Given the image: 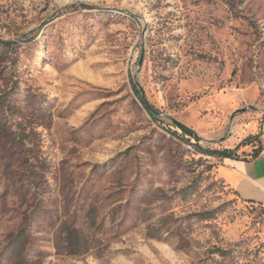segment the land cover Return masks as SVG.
I'll return each mask as SVG.
<instances>
[{
	"label": "rangeland",
	"instance_id": "rangeland-1",
	"mask_svg": "<svg viewBox=\"0 0 264 264\" xmlns=\"http://www.w3.org/2000/svg\"><path fill=\"white\" fill-rule=\"evenodd\" d=\"M257 135L264 0H0V264H264Z\"/></svg>",
	"mask_w": 264,
	"mask_h": 264
},
{
	"label": "crops",
	"instance_id": "crops-1",
	"mask_svg": "<svg viewBox=\"0 0 264 264\" xmlns=\"http://www.w3.org/2000/svg\"><path fill=\"white\" fill-rule=\"evenodd\" d=\"M217 172L240 199L264 206V149L254 159H225Z\"/></svg>",
	"mask_w": 264,
	"mask_h": 264
},
{
	"label": "trees",
	"instance_id": "trees-1",
	"mask_svg": "<svg viewBox=\"0 0 264 264\" xmlns=\"http://www.w3.org/2000/svg\"><path fill=\"white\" fill-rule=\"evenodd\" d=\"M154 118L155 119H158L156 117H154ZM259 137H260V135H257V136H249L248 138H246L241 144H239L234 149H225V150H203V151L207 155H209V156H216V157L220 158L221 160H225V159L240 160L241 157H242V155L239 154V150L241 149V147H247L249 145L255 144L256 141L259 140ZM263 149L264 148H262V147H259V148L255 149L250 154L249 157L251 159L256 158L263 151ZM247 202L248 203L255 204L254 202H251V201H247ZM259 205H261V204H259ZM22 241H23L22 235H17V236H12L10 238V241L9 242H10V244H14L16 242L20 243Z\"/></svg>",
	"mask_w": 264,
	"mask_h": 264
},
{
	"label": "water",
	"instance_id": "water-1",
	"mask_svg": "<svg viewBox=\"0 0 264 264\" xmlns=\"http://www.w3.org/2000/svg\"><path fill=\"white\" fill-rule=\"evenodd\" d=\"M144 58H145V51H143L140 60H139V70H141L142 66H143V62H144ZM139 92L141 94V98L143 100V103L145 105V108L148 110V112L152 115L155 116H161L163 115L162 112H160L159 110H157L148 100L146 93L144 91V89L140 86V84L138 82H136ZM248 108H243V109H239L237 110L231 117V120L234 119V117L238 114V113H244L247 111ZM168 118L173 122V124L182 132L185 133L188 137L190 138H194V139H200V136L198 134H196L194 132V130H192L191 128H189L187 125L183 124L182 122L176 120L175 118L168 116Z\"/></svg>",
	"mask_w": 264,
	"mask_h": 264
},
{
	"label": "built area",
	"instance_id": "built-area-1",
	"mask_svg": "<svg viewBox=\"0 0 264 264\" xmlns=\"http://www.w3.org/2000/svg\"><path fill=\"white\" fill-rule=\"evenodd\" d=\"M263 146H264V138H263Z\"/></svg>",
	"mask_w": 264,
	"mask_h": 264
}]
</instances>
